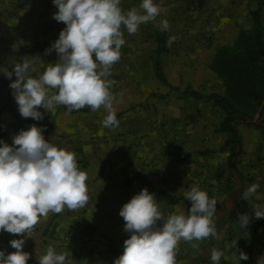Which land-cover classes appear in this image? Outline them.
<instances>
[{"label":"crops","instance_id":"0c3cea01","mask_svg":"<svg viewBox=\"0 0 264 264\" xmlns=\"http://www.w3.org/2000/svg\"><path fill=\"white\" fill-rule=\"evenodd\" d=\"M56 12L58 8H50L48 0H0V77L27 57L35 67L30 75L38 78L59 59L55 50L48 51L65 29L47 28L58 22L53 18ZM192 34L189 39H176L194 49L186 65L179 57L181 61H175L174 67L168 60L165 66L166 78L182 93L187 88L201 91L208 74ZM138 35L133 34L129 41L137 45ZM129 58L133 65L124 70L120 59L109 77L115 81L111 91L116 98L118 127H103L106 111L87 106L69 111L60 105L54 113L40 108L44 118L39 121L21 116L23 127H41L46 140L75 153L80 170L87 174L89 200L75 211L65 208L60 214L49 213L30 237L0 231V251L12 253L16 249L10 241L24 239L23 250L30 254L28 264H38L49 246L58 254L68 253L65 264H114L130 237L119 215L126 203L147 188L165 218L177 210L188 215L191 203L185 193L198 186L217 201L213 219L219 239L180 241L176 264H212L213 248L224 253L219 264H259L264 258V218H255L253 206L264 211V119L257 113L252 120L237 124L241 148L235 149L234 135L218 130L220 117H187L195 110L216 113L213 101L206 97L192 110L181 99L171 100L172 88L155 78L148 55L139 51ZM2 120L4 133L6 124L12 132L3 134L0 147L4 143L12 146L23 128L9 113ZM253 183L259 185L257 193L244 200L243 193ZM241 214L250 217L246 227L238 219ZM240 252L249 258L239 261Z\"/></svg>","mask_w":264,"mask_h":264},{"label":"clouds","instance_id":"9594fccd","mask_svg":"<svg viewBox=\"0 0 264 264\" xmlns=\"http://www.w3.org/2000/svg\"><path fill=\"white\" fill-rule=\"evenodd\" d=\"M53 2L58 7L53 18L66 25L48 50H55L59 59L49 64L38 78L30 75L35 67L27 57L6 73L9 79L16 77L10 88L14 90L20 115L39 121L44 118L40 108L54 113L60 105L69 111L87 106L93 111L101 108L106 111L103 127H118L116 98L111 91L115 81L109 77L125 44L122 28L130 35L136 34L142 24L156 21L166 9L154 0H142L139 9L133 7L127 12L120 7L121 0ZM158 27L167 30L168 20H161ZM175 39L169 38V46ZM43 131L33 125L15 135L12 146L4 143L0 147V231L30 237L49 213L60 214L65 208L75 211L88 203L87 174L80 170L75 153L46 140ZM258 188L253 183L243 193V199L248 200ZM185 198L191 203L189 214L177 210L167 218L147 188L126 203L119 215L130 237L114 264H176L180 241L219 239L213 219L216 199L209 198L198 186H191ZM253 207L255 218H264L260 206ZM238 219L244 227L250 223L247 214L239 215ZM24 243V239L10 241L16 251L7 255L0 251V264H28L30 254L23 250ZM67 255V252L58 254L49 246L38 264H65ZM223 255L213 248L212 264H219ZM248 258L243 252L238 255L239 261ZM259 264H264V258Z\"/></svg>","mask_w":264,"mask_h":264},{"label":"rangeland","instance_id":"374dc122","mask_svg":"<svg viewBox=\"0 0 264 264\" xmlns=\"http://www.w3.org/2000/svg\"><path fill=\"white\" fill-rule=\"evenodd\" d=\"M48 1L50 3V8H58L53 0ZM141 3L142 0H121L120 7L123 9L131 5H137L136 7L139 8ZM154 3L166 9V11L162 12L160 16L157 17L156 21L142 24L139 27L137 45H134L129 41V38H133V34H128L126 29L122 28L125 39V44L121 48L122 67L126 70L127 67H130L131 63L133 65V62L130 61L132 58L130 59L129 57L131 53H139L140 51L148 55V65L152 66L156 78L153 61L155 59V52L159 43V38L164 41V51L160 56L161 67L164 74L166 73L165 66L167 60L170 62L171 67H174V63H176L175 61H181V59H184V62L181 63L186 65V59L189 56V53L194 52V49H190L189 46H182L180 43L176 42V39H189L193 33L192 37L196 39L197 44L196 49L202 57L205 70L208 71L206 78L203 79L200 85L202 90L195 91L191 90V88H187L186 91L182 93L175 90V86H170L172 89L169 95L171 100L176 101L177 98L181 99L186 107L189 106L190 109L194 110V104L199 100L203 102L206 97H209L213 93H224L222 81L218 78L215 72L211 70L210 65L212 59L219 47L224 44L233 43L242 28H248L252 25L253 11L260 8L262 20L264 19V0H154ZM41 13L44 15L45 11H42ZM164 19L168 20L169 28L165 31H161L158 24ZM47 28L60 30L66 28V25L62 22H57L51 23ZM172 36H175L176 39L169 46L168 40ZM179 57H181V59ZM187 64L190 63L187 62ZM145 65L143 66L145 67ZM204 67H202L203 70ZM156 79L160 84H164L158 78ZM217 109L216 113L213 112L209 115L202 113V110H198V112L195 110V112H191L187 117L189 119H192L193 117L194 119H197L208 116L215 118L220 117L221 119L223 114L222 110L218 107ZM255 115L252 118H249V120H252ZM6 125L8 129H6L7 132L4 133V135L12 132L11 129H9L8 124ZM21 128L24 130L27 129L23 126ZM239 154L240 153L238 152V156Z\"/></svg>","mask_w":264,"mask_h":264},{"label":"trees","instance_id":"16d2710c","mask_svg":"<svg viewBox=\"0 0 264 264\" xmlns=\"http://www.w3.org/2000/svg\"><path fill=\"white\" fill-rule=\"evenodd\" d=\"M253 23L242 28L233 43L219 47L211 63L224 86V93H213L208 100L222 110L219 131L234 135L235 149L241 148L237 124L247 122L259 113L264 119V23L261 9L252 12ZM164 51V41L159 38L155 52L154 71L156 77L164 84L173 86L162 71L160 56ZM12 79L0 77V140L4 134L2 116L9 113L22 126V117L14 101L10 88ZM196 93V92H195Z\"/></svg>","mask_w":264,"mask_h":264},{"label":"built area","instance_id":"2783aa9c","mask_svg":"<svg viewBox=\"0 0 264 264\" xmlns=\"http://www.w3.org/2000/svg\"><path fill=\"white\" fill-rule=\"evenodd\" d=\"M262 162L264 163V158H263Z\"/></svg>","mask_w":264,"mask_h":264}]
</instances>
